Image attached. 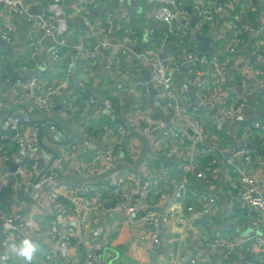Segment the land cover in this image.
I'll return each mask as SVG.
<instances>
[{"label": "built area", "instance_id": "2783aa9c", "mask_svg": "<svg viewBox=\"0 0 264 264\" xmlns=\"http://www.w3.org/2000/svg\"><path fill=\"white\" fill-rule=\"evenodd\" d=\"M51 1L48 13L35 12L26 0H0V5L15 10L36 36H41L40 40H34V47H39L43 41L53 43L59 50L70 52L72 63L86 62L93 66L103 59L99 48L113 53L117 60L104 65L106 72L117 79L119 91H126L124 96L133 104L132 120L144 124L142 132L150 137L153 156L163 151L167 159L176 160L173 174L179 182L171 192L170 205L162 197L158 202L153 197L159 186L158 173L142 180L133 173L118 174L104 183H89L88 180L99 173L116 168V155L123 151L119 143L127 132L114 123L98 131L91 130L92 124L83 119L78 139H60L58 127L48 121L36 122L34 113L49 117L53 112V98L65 86L48 85L40 77L31 76L26 85L34 113L23 116L19 112L8 119L7 125L14 130L12 137L0 132V197L4 199L0 205V264H106L104 252L111 240L127 226L137 228L141 233L139 241H147L153 249H158L161 235L170 226L187 232L194 222H209L218 217V201L214 196L199 193L196 185L213 184L221 174L226 176L229 186L238 191V212L246 218L254 213L255 217L251 218L254 231L264 228V176L249 175L246 173L249 166L243 168L253 161V144L264 140V114L256 120L245 117L247 78L240 79V96L230 92L222 56L211 46L201 55L196 38L197 35L209 38L218 48L229 34L237 49L262 38L264 26L255 30L245 18L239 20L240 16L220 25L217 23V16L224 13L225 6L233 4L247 9L246 4L239 5L233 0H225L226 3L204 0L192 14L186 0H142L146 6H158L156 10L144 12V24L161 23L167 28V34L160 38L147 37L149 52L142 54L136 53L142 38L138 31L130 28L132 25H128L127 14L117 21L110 7L79 1L76 8L80 11L89 6L93 10L101 9L98 18L102 39L96 47H91L78 29L60 28V23L65 24L67 18L63 11L65 0ZM242 15L248 17L246 12ZM241 23L240 28L238 24ZM214 26L218 27L216 34L210 36ZM178 32L181 34L175 46L183 62L169 51V35ZM0 40L8 48L14 47L16 27L10 23L2 25ZM72 41L74 44L69 48ZM111 45L115 50H109ZM252 46L256 61L264 65L262 42H253ZM122 60L125 64L120 70ZM183 64L188 66L185 73L181 71ZM147 71L155 91L153 105L160 122L151 120L147 114L141 116L135 103L141 93L149 94L148 83L142 81ZM204 78L208 81H202ZM24 85L16 82L17 88ZM191 87L195 89L197 107L187 105ZM22 98L19 93L17 99ZM86 106L90 112L83 111L74 102L67 110L85 117L95 116L101 108L108 117L116 114L108 95L101 103L90 99ZM165 118L168 128H165ZM225 124L234 125L233 136L239 141V146L229 154L224 153L221 146L228 133ZM154 130L158 134L152 135ZM210 139L215 140L211 142ZM81 147L85 151L75 158ZM71 170L74 177L82 181L79 185L66 180ZM111 206V210L107 209ZM141 227L148 232L142 234ZM198 239L207 244L211 260L226 259L230 264H237L232 257L234 250L246 246L249 256L259 257L264 264V236L256 232L230 241L220 238L211 241L199 232ZM133 241L131 237L129 242ZM121 260L117 258V264ZM190 264L203 263L191 260Z\"/></svg>", "mask_w": 264, "mask_h": 264}, {"label": "crops", "instance_id": "0c3cea01", "mask_svg": "<svg viewBox=\"0 0 264 264\" xmlns=\"http://www.w3.org/2000/svg\"><path fill=\"white\" fill-rule=\"evenodd\" d=\"M27 4L35 10V12L48 13V9L52 6L51 0H26ZM82 0H65L63 5V11L67 13L65 24L60 20V28H67V30L78 29L83 33L88 40L89 45L93 47V43L96 45L102 39L101 26L99 23L98 15L101 12L100 7L98 10H93L91 6L85 7L83 10H78L77 3ZM89 5L97 4L102 7H110L116 15V20H120L123 14H127L129 18V24L132 25L133 30L138 31L141 36V41L136 48H139V53H146L150 46L147 42V37L153 35L155 38H160L167 34V28L161 23H151L149 26L144 24L142 15L147 10H156L158 6H146L142 0H135L131 5H118L110 0H83ZM189 4L188 11L194 13V10L200 6L204 0H186ZM241 4L245 3V8L242 6L239 8L233 4H229L230 7L225 6L223 14L217 16V23L220 25L223 22L229 21L234 16H240L239 20L243 21L245 18L251 24H253L255 30H258L261 26H264V2L256 0L254 4L252 0H233ZM217 3H226L225 0H216ZM231 8V10H230ZM230 11V13H229ZM247 13L248 17L243 16V13ZM140 18V25L142 29L137 27L136 19ZM10 23L16 27V39L17 43L14 47L8 48L4 43L0 44V132L6 134L9 137L14 135V130L7 125L8 119L16 113L21 112L23 116L31 114L33 112V103L29 96L28 85L26 80L31 76L40 77L48 85H64L65 87L56 94L53 98V112L49 114V117L41 116L40 113H34L36 122H45L54 124L58 127V136L60 139L72 138L78 139V128L83 119L89 120L92 124L91 130H100L105 125H111L114 123L123 128L127 132L126 137L119 143L122 148V152L116 155L115 164L116 168L112 171H104L98 174L97 177L89 179V183H104L108 180H113L118 174H130L133 173L137 176L138 180H142L152 173H158L160 177L159 186L155 189V201L164 199L166 204L172 203L171 192L173 188H177L178 178L176 174H173V166L176 163L174 158L167 159L163 151H159L153 156V152L150 149V137L146 136L142 129L144 124L139 125L132 119L131 107L132 102L128 97L124 96L126 91H119L116 87L118 83L114 76H110L104 65L108 62H116L117 57L113 53H109L106 57L103 54V59L100 64L93 66L86 62L72 63L70 60V52L61 51L59 48L49 42H41L39 47H34V40H40L41 36L37 35L33 29L20 18L15 10H11L0 5V28L2 25ZM2 24V25H1ZM243 23L238 24V27H242ZM192 29V28H191ZM217 26H214L211 35L216 34ZM144 30H146L144 32ZM220 30H217L219 33ZM180 32L169 35V51L176 56L181 62H183V56L178 47L175 46L177 38L180 36ZM251 41V37L248 38ZM213 40V39H212ZM225 43L219 44L218 48L213 46L211 42V49L217 51L222 56L225 72L229 79L230 86L228 90L233 94L240 96L242 93L240 87V79L245 76L247 78L248 88V109L245 113V117L248 120L259 119L264 114V65H260L254 55L252 46L253 42L259 41L263 44L264 49V36L258 40H253L252 43H248L245 48L237 49L233 46L231 37L228 34L224 38ZM72 44H68V47H72ZM109 50H115L111 45ZM124 60L120 63V70L124 65ZM187 64L182 65V73H185L188 68ZM21 81L25 83L23 88H17L16 82ZM202 81H208L204 78ZM191 92L188 94L187 105L197 107L198 102L194 95V88H190ZM109 92L114 93L113 105L115 106L116 114L114 117L106 116V112L103 108L99 112L91 117L83 116L81 113L72 114L67 110L70 103L79 106L85 112H90L87 108L86 102L90 99H95L93 94H97L101 98L108 95ZM21 93L23 98L17 99L18 94ZM22 101V102H21ZM101 103V102H100ZM129 103L127 114L125 115L124 109L126 104ZM135 103L140 108L141 116L146 114L153 121L160 122V116L158 112H154L151 108L153 105V96L151 94L141 93L135 100ZM219 103H222V96L219 97ZM33 114V115H34ZM125 119V123H121L120 120ZM109 123V124H108ZM168 120L164 119L165 128H168ZM228 133L224 136L221 146L224 153L229 154L239 146L233 136L234 125L225 124ZM51 135L50 132H46ZM110 135V131L108 132ZM158 134L157 130H154L152 135ZM54 135V134H52ZM215 139H210L214 142ZM264 140H258L253 144L254 157L248 167L246 173L253 176H264ZM104 170V169H103ZM102 171V170H101ZM237 176H234V181ZM66 180L71 183L79 185L82 181L76 179L71 171L68 172ZM193 181V180H192ZM92 183V184H93ZM228 180L224 174L219 176V179L213 184H206L201 186L197 184L196 188L199 193L207 196H214L218 201V217L211 221L201 220L194 222L192 227L187 232L176 226H170L161 235V246L158 249H153L147 241H139L138 237L141 233L137 228L127 226L123 231L114 237L107 251L104 252V259L106 264H117V258L122 259L119 264H190V261H196L203 264H230L226 259H209V252L207 244L199 241V232L207 239L220 238L223 241H230L235 237H242L248 232H256L264 236V228L254 231L251 225V218L255 217L254 213H251V218L244 217L241 212H238V191L231 188L228 184ZM232 192V197L230 196ZM164 195V196H163ZM109 197L113 199V195L109 194ZM4 199L0 197V205ZM109 207L107 209L111 210ZM142 229V227L140 228ZM142 234L147 233L148 230L143 228ZM133 237L134 241L129 242V239ZM175 245V247H173ZM173 248V250H171ZM1 251V243H0ZM233 258L237 261V264H262L257 256H249L247 253V247L242 246L236 248L233 253Z\"/></svg>", "mask_w": 264, "mask_h": 264}, {"label": "water", "instance_id": "95a60500", "mask_svg": "<svg viewBox=\"0 0 264 264\" xmlns=\"http://www.w3.org/2000/svg\"><path fill=\"white\" fill-rule=\"evenodd\" d=\"M110 1H112V0H110ZM252 2L255 4V3H256V0H252ZM136 23H137V27H138L139 29H142V27H141V25H140V23H141L140 18H137V19H136ZM194 24H195V18H194V19L192 20V22H191V28L194 27ZM196 38H197V40H198L199 43H200V54H201V55H202L203 53H205V52H207V51L210 50V43H211V41H210L209 38H205V37H203V36H201V35H197ZM0 44L3 45L2 42H1ZM93 46L96 47V44L93 43ZM99 50H100V52H101L104 56L107 57V56L109 55V51L102 50V49H100V48H99ZM139 52H140V51H139V48H138V49L136 50V53H139ZM149 80H150V72L147 71L146 74H145V76H144V78L142 79V81H143L144 83H148V90H149V93L151 94V96H153L154 93H155V91H154V89H153L152 84L149 82ZM190 92H191V90L189 89V93H190ZM93 96H94V98H95L96 100H98L99 102H102V98H101L100 96H98V95L95 94V93L93 94ZM129 106H130L129 103H127L126 106H125V109H124V110H125V111H124L125 115L127 114V111H128ZM120 122H121V123H125V119L120 120ZM83 151H85V148H83V147L79 148V150H78V152H77L75 158H77V156H78L81 152H83ZM71 167H73V163L71 164ZM111 207H112V206H111ZM151 264H154V263H151Z\"/></svg>", "mask_w": 264, "mask_h": 264}, {"label": "rangeland", "instance_id": "374dc122", "mask_svg": "<svg viewBox=\"0 0 264 264\" xmlns=\"http://www.w3.org/2000/svg\"><path fill=\"white\" fill-rule=\"evenodd\" d=\"M133 1H135V0H112L111 2H114V3L118 4V5H125L126 6V5H131V3ZM145 31L146 30H144V32ZM186 68H188V66ZM113 95H114V93H111V92H109V94H108V96H109V98H110V100L112 102H113ZM151 108L153 109L154 112H157V110L155 109L154 105H151Z\"/></svg>", "mask_w": 264, "mask_h": 264}, {"label": "trees", "instance_id": "16d2710c", "mask_svg": "<svg viewBox=\"0 0 264 264\" xmlns=\"http://www.w3.org/2000/svg\"><path fill=\"white\" fill-rule=\"evenodd\" d=\"M253 25V24H252ZM46 122V121H45Z\"/></svg>", "mask_w": 264, "mask_h": 264}, {"label": "clouds", "instance_id": "9594fccd", "mask_svg": "<svg viewBox=\"0 0 264 264\" xmlns=\"http://www.w3.org/2000/svg\"><path fill=\"white\" fill-rule=\"evenodd\" d=\"M23 254V253H22Z\"/></svg>", "mask_w": 264, "mask_h": 264}]
</instances>
